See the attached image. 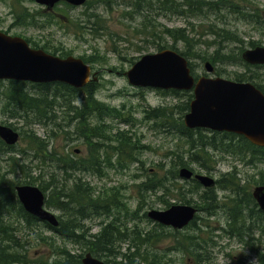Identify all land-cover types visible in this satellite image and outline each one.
I'll return each mask as SVG.
<instances>
[{"label":"trees","instance_id":"obj_1","mask_svg":"<svg viewBox=\"0 0 264 264\" xmlns=\"http://www.w3.org/2000/svg\"><path fill=\"white\" fill-rule=\"evenodd\" d=\"M2 1L7 2L11 10L13 21L10 28L31 26L43 29L64 23L61 21L64 20V13L60 4L54 9L58 12L56 13L47 12L45 9L42 11V8L30 9L24 0ZM62 5L71 8L67 3ZM85 5L87 9L79 19L78 27L83 30L80 35L76 33L79 35L77 38L82 41H86L84 32L87 33V25L93 19L95 21L91 35L99 34L98 29L103 22L105 28L102 34L109 30L107 18L95 12L98 7L103 11H111L122 6V17L138 23L133 27V35L138 36L141 42L135 44L139 52L149 53L151 48H172L189 60L195 77L200 74L196 73V63L193 60L211 61L217 76L251 81L264 93V65H251L243 60L244 41L237 31L227 26L226 20L232 16L249 23L256 35L264 37V11L254 2L88 0ZM159 16H181L186 18L187 23L184 27H169L158 21ZM197 27H203L204 33H194ZM5 33H9L8 30ZM203 35L213 36L214 39H202ZM25 39L33 48H42L62 57L73 54L72 49H65L60 45L41 44L31 38ZM262 40L263 38L251 39L247 46L261 45ZM232 43H236V46L232 47ZM212 46L214 50L209 53ZM80 57L91 64L106 60L98 49L90 55L84 54ZM223 66L242 69L227 72ZM98 85V82H91L80 89L58 81L33 83L0 79V112L5 116V121L0 123L18 129L21 140L26 142L25 148L18 149V144L8 145L0 138V155H7L4 161L9 163L6 164V171L0 173V264H82L86 252H91L107 264H169L166 258L173 252L182 254L194 264H212L211 250L217 244L213 239L216 228L209 223L207 238L200 236L201 229L196 221L188 225L189 231L186 232L167 229L156 222L153 228H149L139 215V208L135 209L129 204L122 192V185L93 189L90 182L85 181L92 175L102 180L109 176L111 169L124 172L134 162H144L140 155L151 147L143 143L135 131L138 122H152L157 130L183 141L164 155L170 161V168L164 169V163L160 162L159 170L146 169L152 174L149 173L150 176L137 184L140 193L160 191L158 197L167 207L172 202L166 196L178 198L185 203L191 201L209 216L216 215L217 209L223 208L225 223L218 230H222L229 238L237 239L256 255L257 262L247 264H264V211L258 207L252 196L253 185L264 184V171L260 170L245 178L237 168V164L257 167L263 163L264 147L251 143L240 134L207 131L205 138L186 127L183 116L193 97L188 91H162L165 95L183 99L182 103L175 106L149 107L139 119L134 115L133 108L127 111L126 104L118 107L100 100L97 96ZM108 119L111 122H107ZM117 124L126 127L119 128ZM36 126L43 127L46 131L43 137L38 134ZM74 134L86 140V156L66 148L68 142L74 139ZM60 135L65 143L58 148L56 140ZM204 142H207V151L201 144ZM187 149L191 151L187 152ZM15 154L23 156L22 159L19 161ZM224 156L232 157L237 164L233 165L232 171L224 173L216 180L215 187L203 188L195 180L191 191L198 195L197 199L188 192H173L178 179L175 168L177 164L189 166V162L197 163L211 174ZM17 173L22 175L18 180L9 178V174L16 176ZM17 184L39 185L47 194L46 205L61 212L58 215L59 226L40 222L28 213L17 198ZM219 188L232 191L234 196L229 197V203H221L216 192ZM103 216L110 218V221L102 222L100 231L93 233L90 224L95 223L98 218L105 220ZM144 217L151 223L147 212ZM23 220L29 227H36L35 240L51 249L49 258L42 255L39 259H32L30 244L24 240L23 232L16 224ZM43 230L53 231L57 236L77 245L80 251H72L65 245L57 244L54 236L41 234ZM168 237H173L174 243L167 247L168 253H161L155 244Z\"/></svg>","mask_w":264,"mask_h":264},{"label":"rangeland","instance_id":"obj_2","mask_svg":"<svg viewBox=\"0 0 264 264\" xmlns=\"http://www.w3.org/2000/svg\"><path fill=\"white\" fill-rule=\"evenodd\" d=\"M126 2L129 0H125ZM250 2H254L259 5L264 11V0H246ZM26 6L30 7V9H39L42 8L44 11L49 12L45 8V6H41L37 2H32L31 0H24ZM122 3H124L122 1ZM63 8L64 13V22L59 25H52L49 27H45L43 29L31 26H20V27H11L10 25L13 21V17L11 14V10L7 2L0 0V31L8 30V34L17 35L23 38H31L36 41H40L42 43H48L50 45H60L65 49H72L73 55L81 56V55H90L98 49L102 55L105 56L106 60L97 62L94 64V68L98 71L99 83L97 88V96L100 100L105 101L110 105L121 106L122 104H126L127 111H130L132 108L135 111L134 115L141 119L143 117V111L149 107H158V106H175L177 104L182 103L183 99L171 97L169 95L163 94V90L155 89V88H138L132 86L127 79L124 71L131 68L133 62L138 60L143 54L146 52H139L135 44H140V40L138 36H134L133 33L135 25L138 23H133L128 19L122 17V6L119 8H115L111 11H103L101 7H98L95 12L99 14H103L104 17L107 18L108 24V32L102 34L103 29L105 28L104 22L100 29H98L99 34L94 36L91 35L92 30L94 28L93 22L94 19L87 25V33L84 32V37L86 41H82L77 37L80 35L81 31L79 30V19L82 18L83 13L86 11L87 6L84 4L79 7H71L67 8L64 5H60ZM56 11V10H55ZM53 12V11H52ZM56 13H58L56 11ZM55 14V12H54ZM228 27L238 32V36L241 37L244 41V48H249L247 46V42L251 39L262 40V44L264 45V37L261 35H256L254 33V29L252 25L240 20L235 19L230 16L227 17ZM104 21V20H103ZM158 21L169 27H184L186 26L187 20L181 16H159ZM79 34V35H76ZM197 35L204 33L203 27H197L194 31ZM202 39H207L209 41L213 40V36H202ZM232 47L236 46V43L231 44ZM214 50V46L211 47L209 53ZM158 51L156 48H151L149 50L150 53ZM194 63H196L195 70L197 74L204 75L206 74L205 63L200 59H194ZM226 68L227 72L234 70H241L242 68L236 66H223ZM264 72V69L262 70ZM209 76L215 77L217 76L215 73L207 74ZM224 76V75H223ZM0 121H5V116L0 112ZM97 121H94V123ZM107 122H111L110 119ZM117 127H126L122 124H117ZM37 132L40 136H44L46 131H44L43 127L36 126ZM135 131L138 136L141 137L143 143L150 145V149L145 150L140 155V158L144 161V164H133L130 166V169H126L124 172H119L116 169L109 170V176L105 179H99L97 177H87L93 186L97 189L103 187H112L115 185H122V192L127 197L129 204L135 208H139V215L142 220H144L145 226L149 228L154 227L155 222H147L144 213L148 212L151 209H164L166 208L164 204L160 201L158 192H149L147 194H142L138 190L137 184L145 180L152 172L147 171L146 169L159 170L161 168L160 162H163L165 166L164 169L170 168L171 164L168 159L164 157L165 153L169 149H174L178 144L176 138L173 135L163 132L161 130H157L155 126H153L152 122H138L135 126ZM18 130V129H17ZM66 130V129H65ZM19 134L20 131L18 130ZM65 143L60 137L56 140V144L58 148L62 147ZM19 145L18 149L25 148L26 142L21 140V135L19 141L13 146ZM86 140L84 138H79L73 140V142H69L66 146L69 147L68 151L72 149H81V154L86 156ZM65 147V146H64ZM13 155V152H12ZM8 157L7 155H0V173H4L7 169V165L9 163L5 162L4 159ZM16 158L22 159L23 156L16 155ZM7 164V165H6ZM234 162L232 157L224 156L217 164L215 170L211 172V176L216 180L221 177L224 173L232 171V167ZM190 166L201 173L207 171L200 167L197 163H192ZM237 168L240 171V174L245 178L247 175L253 176L258 173V171H264V162L259 164L257 167L244 166L242 164H237ZM50 171H52L50 169ZM150 173V174H149ZM209 174V173H208ZM161 175V174H160ZM17 176V177H16ZM15 175L9 174V178L18 180L22 177L21 173H17ZM257 178V177H256ZM48 179V178H46ZM180 185L183 184L184 180H178ZM187 189L189 184H186ZM257 186V185H255ZM254 187V185H253ZM216 192L221 199V203L228 201L230 202L229 197H233V193L230 189H216ZM194 199L198 198L197 194L193 195ZM171 202L179 203L180 201L175 198H169L166 196ZM194 204V203H191ZM50 209L57 215L61 214L60 211L55 208ZM201 218L197 220L198 223H209L212 227L216 228L213 234L214 241L217 242L215 247L211 250V255L213 257L212 264H247V263H256L257 257L251 252L243 243L237 241V239L229 238L226 236L222 230H218V227H221L225 223V211L223 208L217 209V214L214 216H209V214L204 211L199 212ZM18 227L23 232L24 240L28 241L30 244V255L32 259H39L42 255H46L47 258L51 255V249L45 246L44 243H37L35 237V226L25 227L20 224V222L16 223ZM89 224V223H87ZM93 228V231L98 232L100 226L97 224H90ZM209 229L207 232L204 230L201 234L202 238L209 237ZM39 234V233H38ZM43 235L54 236V240L59 245H65L70 248L72 251H80L79 247L70 241L63 239L57 236L53 231L43 230L41 232ZM174 243L173 237H168L164 239V241L155 244L161 253H168L167 250L169 245ZM264 248V242L262 244ZM166 260L169 264H190L186 257L182 254H177L173 252L172 254H168Z\"/></svg>","mask_w":264,"mask_h":264},{"label":"water","instance_id":"obj_3","mask_svg":"<svg viewBox=\"0 0 264 264\" xmlns=\"http://www.w3.org/2000/svg\"><path fill=\"white\" fill-rule=\"evenodd\" d=\"M61 0H35L51 9ZM72 6H82L87 0H64ZM242 58L252 65H264V45L246 48ZM208 73L214 71L210 61L205 63ZM128 82L135 87L168 90H191L194 98L190 111L184 116L187 127H207L217 131H231L245 136L253 144L264 147V93L251 82L225 77L200 76L195 79L189 60L172 48L142 55L125 71ZM0 79L33 83L63 82L81 88L91 81V67L73 55L61 57L42 48H33L26 39L0 31ZM93 81L97 77L93 75ZM0 138L8 145L16 144L17 129L0 123ZM194 172L180 169V176L190 179ZM194 177L207 187L216 180L209 174L196 173ZM17 197L24 208L41 221L59 225L56 214L45 207V194L32 184H18ZM252 195L264 211V185L254 186ZM197 208L191 204H173L166 209H151L147 216L165 226L182 229L195 217ZM83 264H106L91 252L84 254Z\"/></svg>","mask_w":264,"mask_h":264},{"label":"flooded vegetation","instance_id":"obj_4","mask_svg":"<svg viewBox=\"0 0 264 264\" xmlns=\"http://www.w3.org/2000/svg\"><path fill=\"white\" fill-rule=\"evenodd\" d=\"M191 92V94H193V97H194V92L193 91H190ZM192 97V98H193ZM191 102V101H190ZM190 108H191V106H190V103H189V108H188V110H187V112L190 110ZM189 129H192L193 131H195V132H198L199 134H202L205 138H207V131L208 132H210V133H213V132H218V131H215V130H211V129H207V128H205V127H195V128H189ZM231 133H233V132H231ZM236 134V133H235ZM177 141H178V144L180 145L183 141H181V140H179V139H177ZM202 144V146H204L203 148L207 151V142H204V143H201ZM86 145V147H87V144H85ZM69 147H67V149H68ZM75 150H77V149H75ZM191 150H194V148L193 149H191ZM190 149H187L186 151L187 152H190L191 151ZM145 152V151H144ZM76 153H78L79 155H82L81 154V149H78L77 151H76ZM115 159V157H113V160ZM176 161V159H174V162ZM103 164V166L105 165V163H102ZM133 164H144V162H142V163H140V162H134ZM189 164V166H190V164H192L191 162H189L188 163ZM184 165H180V164H177V166H175V168L177 169V171H178V179H177V182L174 184V187H173V192L174 193H177V194H180V193H182V194H185V193H189V194H191L192 196L195 194V192L194 191H191V189H192V184H193V182L195 181V180H197V179H195V178H190V179H183V178H181V176H180V169L183 167ZM192 168V167H191ZM194 170V169H193ZM195 171V170H194ZM196 172V171H195ZM196 173H199V172H196ZM205 174H207V171L206 172H204ZM92 177H97V176H95V175H92ZM98 178V177H97ZM179 179H182V180H184V182H183V184L182 185H180V183H179ZM197 181H199V180H197ZM89 182V181H88ZM189 184V187H188V189H187V186H186V184ZM200 183V182H199ZM91 184V183H90ZM91 186L93 187V189L95 188V186H93L92 184H91ZM204 188V187H203ZM95 193V192H94ZM97 193H95V195H96ZM175 198V197H174ZM175 199H178V198H175ZM179 200V199H178ZM180 201V200H179ZM189 203H185V202H182V201H180L179 203H176V204H180V203H182V204H191L192 202L191 201H188ZM174 203L172 202V204L171 205H173ZM170 205V206H171ZM191 205H193V206H195L196 208H197V214L195 215V217L193 218V220H191V222H194V221H196V223H197V225L199 226V228L201 229L200 231H199V234H200V236H201V234L203 233V231L205 230L206 232H207V223H205V222H203V223H198L197 222V220H199L200 218H201V216L199 215V212H201V211H204V212H206L205 210H199L198 209V207H197V205H195V204H191ZM170 206H168V207H170ZM166 208H168L167 206H165ZM166 208H164V209H166ZM206 214H207V212H206ZM103 217H105V216H103ZM106 218V217H105ZM110 221V218H106L105 220L103 219V218H98L97 220H96V222L95 223H93V224H97V225H99L100 226V228H101V226H102V222H105V223H107V222H109ZM190 222V223H191ZM189 223V224H190ZM188 224V225H189ZM188 225L187 226H185V227H183L182 229H175V230H183L184 232H186V231H189V229H187V227H188ZM167 227V229H174V228H170V227H168V226H166ZM100 228H99V231H100ZM98 231V232H99ZM92 232L93 233H98V232H95V231H93V229H92ZM188 260V259H187ZM189 262H190V264H194V262L192 261L191 262V260H188Z\"/></svg>","mask_w":264,"mask_h":264}]
</instances>
